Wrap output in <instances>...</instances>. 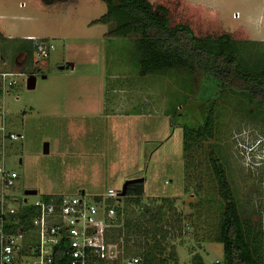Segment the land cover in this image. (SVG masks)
Returning a JSON list of instances; mask_svg holds the SVG:
<instances>
[{
    "label": "rangeland",
    "instance_id": "374dc122",
    "mask_svg": "<svg viewBox=\"0 0 264 264\" xmlns=\"http://www.w3.org/2000/svg\"><path fill=\"white\" fill-rule=\"evenodd\" d=\"M185 1L217 12L226 28L244 25L248 36L264 39V0ZM106 11L101 0H0V71L10 72L15 82L0 96V125L6 133L24 136L6 141L0 136V167L19 175L4 195L16 200L14 209L20 199L31 203L47 194L84 191L92 200L110 188L121 190L128 179L144 177L141 204L125 198L117 204L138 215L162 197L175 199L182 220L170 219V232H175L173 227L178 232L166 246L176 249L177 263L195 264L194 254L199 253L205 264H222L223 244L214 241L215 185L207 172L202 179L185 178L184 128L204 124L213 101L220 137L225 139L222 156L242 201L248 199L253 182L243 175L230 138L254 124L246 106L253 108L229 92L223 97L217 79L203 70L197 86L185 75L174 83L164 74L143 75L133 38L109 36L114 22L93 23ZM26 36L54 45L46 59L36 52V74L30 73L33 66L18 49ZM239 43L241 62L256 65L262 59L255 43ZM31 75L37 79L34 89L26 85ZM206 151L205 146L199 155L204 158ZM27 189L38 193L25 195ZM2 193L0 189V197ZM245 203L240 204L243 216L251 211ZM169 254L167 249L164 256Z\"/></svg>",
    "mask_w": 264,
    "mask_h": 264
},
{
    "label": "trees",
    "instance_id": "16d2710c",
    "mask_svg": "<svg viewBox=\"0 0 264 264\" xmlns=\"http://www.w3.org/2000/svg\"><path fill=\"white\" fill-rule=\"evenodd\" d=\"M101 1L106 3L107 11L93 23L114 22L109 36L133 38L141 72L158 75L179 67L186 70L198 68L217 79L223 97L229 92L233 98L250 104L253 109H248L247 105L246 111H249L252 123L263 120L264 62L261 59L249 69L239 58L240 41L236 38H247V31H225L217 12L185 0ZM18 49L26 53L28 64L33 66L36 41L23 39ZM38 71L39 67L33 66L30 73ZM212 104L206 110L204 124L184 128L185 178L191 181L197 175L202 179L207 172L206 176L215 185L212 189L218 199L213 198V202L217 204L218 222L214 241L223 244L222 264H264V236L256 218L255 197L249 194L248 199L241 201L237 187L229 179L227 169L230 165H227L226 155L225 158L222 156L225 139L220 137L221 123L219 125L217 115L213 114ZM228 138L229 135L226 141ZM205 146L207 151L203 158L199 151ZM145 193V181L129 184L126 195L119 197L118 201L125 198L139 205ZM58 196L47 194L42 198L48 200ZM160 200L156 205H146L138 215L130 207L117 204V226L111 229L109 240L119 243L125 257L139 256L142 264H178L176 249L173 246L167 248L166 244L178 232L175 227V232H170V219L175 218L178 222L182 220V214L176 211L175 199L162 197ZM240 201H246L251 208L247 216L242 215ZM34 214L32 205H19L18 222L13 226L29 231ZM167 249L170 254L165 257ZM193 262L205 264L199 253L194 254Z\"/></svg>",
    "mask_w": 264,
    "mask_h": 264
},
{
    "label": "built area",
    "instance_id": "2783aa9c",
    "mask_svg": "<svg viewBox=\"0 0 264 264\" xmlns=\"http://www.w3.org/2000/svg\"><path fill=\"white\" fill-rule=\"evenodd\" d=\"M28 39L36 41L41 59L48 58L54 49L50 42L33 36ZM9 76H12L10 72L0 71V96L15 84ZM0 114H3L1 110ZM0 133L3 141L24 137L18 132L6 133L3 125H0ZM230 143L234 145L243 175L253 182L250 194L255 197L256 218L264 236V118L233 134ZM18 178L16 172L0 167L3 192L0 197V264H120L125 257L123 248L109 240L111 229L117 226L116 206L121 197L120 190L110 188L92 200L86 198L84 191L48 200L40 197L31 203L27 198L20 199L19 205L35 208L31 229L22 231L13 226L18 222L19 205L12 208L15 199L11 202L13 198L4 195L16 185ZM123 260V264H142L139 256H127Z\"/></svg>",
    "mask_w": 264,
    "mask_h": 264
},
{
    "label": "crops",
    "instance_id": "0c3cea01",
    "mask_svg": "<svg viewBox=\"0 0 264 264\" xmlns=\"http://www.w3.org/2000/svg\"><path fill=\"white\" fill-rule=\"evenodd\" d=\"M236 16H237V14H236ZM220 17H221V15H220ZM239 27L240 28H226L225 25L223 26L225 31L230 32V33L235 32L237 30H239L241 32L246 31L244 25H241ZM26 37L28 39L29 36H26ZM236 40L237 41H247V42L255 43V46H256V48L259 49L258 52L260 53V56L262 57V60L264 62V39H262V38L257 39L255 36L251 35V36H247V38H236ZM135 55L138 58L137 53H135ZM249 61H250V59H249ZM253 64L254 63H251V64L247 63L248 68L252 69ZM67 65H70L69 67L72 68V69H74V67H75V65L73 63H67ZM66 67H68V66H66ZM138 68L140 69L139 65H138ZM198 73H199V69L198 68H195V69L193 68V69L186 70L184 68H180L179 67V68L172 69V70H170L167 73H164V75L167 77V82L171 81V83H174L175 80H178V77H183V75H185L186 77H188L190 79L191 84H193L194 86H197V82H198L197 78L199 76ZM142 74L143 75H147V74H144L143 72H142ZM158 75H163V74H158ZM187 81L189 82L188 79H187ZM35 85H36V83H35Z\"/></svg>",
    "mask_w": 264,
    "mask_h": 264
},
{
    "label": "water",
    "instance_id": "95a60500",
    "mask_svg": "<svg viewBox=\"0 0 264 264\" xmlns=\"http://www.w3.org/2000/svg\"><path fill=\"white\" fill-rule=\"evenodd\" d=\"M68 67L70 66V65H67ZM45 77V76H44ZM36 77H35V75H31L29 78H28V80H27V88L28 89H34L35 88V83H36ZM145 181V178L144 177H137V178H131V179H128L125 183H124V185H123V187L121 188V190H120V194H121V196H125L126 195V193H127V188H128V186H129V184H135V183H141V182H144ZM25 195H35V194H37L38 193V191L37 190H35V189H27V190H25Z\"/></svg>",
    "mask_w": 264,
    "mask_h": 264
}]
</instances>
